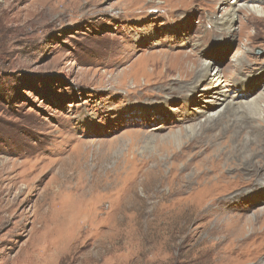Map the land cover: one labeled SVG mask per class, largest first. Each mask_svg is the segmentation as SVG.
<instances>
[{
  "label": "rangeland",
  "instance_id": "1",
  "mask_svg": "<svg viewBox=\"0 0 264 264\" xmlns=\"http://www.w3.org/2000/svg\"><path fill=\"white\" fill-rule=\"evenodd\" d=\"M232 2L0 0V264H260L239 227L264 218V178L216 182L225 145L185 130L216 106L204 81L174 91L187 57L259 96L264 15L229 34Z\"/></svg>",
  "mask_w": 264,
  "mask_h": 264
},
{
  "label": "bare ground",
  "instance_id": "2",
  "mask_svg": "<svg viewBox=\"0 0 264 264\" xmlns=\"http://www.w3.org/2000/svg\"><path fill=\"white\" fill-rule=\"evenodd\" d=\"M260 1L262 0H244V2L233 0L227 16L216 19L214 24L216 23V26H220L230 34L237 12L246 14L248 10L264 15V7L258 5L263 4ZM186 58H183L182 65H184V68L181 67L178 75L185 83L176 87L174 91L179 90L180 93L185 92L186 94H184L187 95L188 92L201 87L204 81L201 89L206 90L205 93L209 94L210 97L206 102L212 108L216 106V109L205 110L202 122L185 127L186 136L190 135L195 138L205 139L210 145L217 146L221 143L225 145L222 150L220 149L212 157L213 166L219 169L216 182L218 179V182L224 183V186L236 182L235 178L227 177L223 171V169L229 170L233 168V173H236V177L239 176V193L251 181L261 184L264 178V87H262V91L255 99L247 101V96L240 97L238 95L237 99L234 100L232 98L233 95H229L227 92L226 86H222L218 76L219 69L211 61L208 60L202 64L198 62L185 65V62L189 63ZM183 76H185L184 79L182 78ZM237 84L240 86L243 82H237ZM208 85L212 89L207 87ZM161 87L160 89H163ZM218 103L222 104L219 108H217ZM173 110H176V108H173ZM251 111L254 112L253 115L250 114ZM173 135L174 140L181 142L182 131H178L177 134ZM223 138H225L224 142L221 140ZM222 164L224 168H221ZM258 167L263 169L262 173L257 172ZM224 194L220 192L208 193L207 196L209 197H206V204L215 201L222 203L232 197H226L225 199L222 197ZM246 227L251 228L252 231L247 236H243L244 228ZM251 240L260 242L252 258H257V263L264 264V258H260L262 253H264V218L261 216L252 222L244 221L239 227V249L245 248Z\"/></svg>",
  "mask_w": 264,
  "mask_h": 264
}]
</instances>
